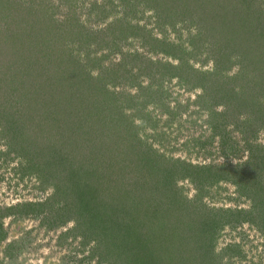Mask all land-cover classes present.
<instances>
[{
  "label": "rangeland",
  "instance_id": "obj_1",
  "mask_svg": "<svg viewBox=\"0 0 264 264\" xmlns=\"http://www.w3.org/2000/svg\"><path fill=\"white\" fill-rule=\"evenodd\" d=\"M0 264H264V0H0Z\"/></svg>",
  "mask_w": 264,
  "mask_h": 264
},
{
  "label": "trees",
  "instance_id": "obj_2",
  "mask_svg": "<svg viewBox=\"0 0 264 264\" xmlns=\"http://www.w3.org/2000/svg\"><path fill=\"white\" fill-rule=\"evenodd\" d=\"M258 76H261V75H258ZM210 88H211V86H210ZM214 97H215V100H217V99H219L222 103H225L223 100V98H221L220 97V95H214ZM218 103V102H217ZM38 109H40V107H38L37 108V110ZM27 111H28V109H27ZM30 112V111H29ZM35 114H37L36 113V111L34 110L33 111V113H32V115L31 116H33V115H35ZM28 127H30L31 129H32V131L34 130V133H35V135H34V139L37 141V143H42V145L44 146L45 145V147H46V149H45V147H44V152L48 155V157H47V155H46V157H44L45 159H46V163H45V166H44V170H46V169H49L48 167H50V165L49 164H52V162L54 161V159H55V155L57 156V158H58V160H61V158H66V156H65V154H66V149L64 148V147H62L61 149L62 150H57V148L59 147V146H61V143H63V141H62V137L60 136V135H56V139H57V141H54V142H52L51 140L50 141H48V142H46V143H44V141L42 140V138H40L39 136H37V131H41L40 130V128L38 127V123H37V121L36 120H32V122H30L29 123V125H28ZM64 140H65V138H64ZM70 141H72V139H70ZM68 144V146L70 147V142H68L67 143ZM43 146H40L41 147V149H42V147ZM74 146V145H73ZM72 146V149H73V151L74 152H76V149H75V146L73 147ZM90 152V150H88V153ZM69 153V155H70V153H72L71 151L70 152H68ZM78 154V153H77ZM68 168L69 167H67L65 170H64V172L65 173H63V175H65V174H67L68 173ZM52 170V169H51ZM63 170V169H62ZM102 170H103V173H105V168L103 169L102 168ZM153 172H155L156 171V169H154V170H152ZM98 176H99V178H100V180H98L97 182H94L93 181V179L91 178L90 179V181L92 182V183H94V184H89V185H85V186H87V187H91L92 188V190L90 191V190H87V189H85V186H84V189H82L81 191L85 194V198L83 199V202H82V205H83V209H86V210H89V209H91V208H93V206H94V208H98L99 210H103V211H106L108 208H107V205H106V210L104 209V203H103V201H102V206H100V203H101V199H98V198H96L95 196L96 195H100L99 194V190H98V188H97V186L95 185V183H100V182H102L103 181V177H102V173L101 174H98ZM64 177V176H63ZM112 177V176H111ZM66 178V176L63 178V180ZM79 178V177H78ZM48 180H50V179H48ZM77 182H78V184H79V179H77ZM131 182V179L129 178V177H127L126 175H124L123 177H122V182L120 183L121 185V189H122V187H125V189H127V191H125V190H123V192H125V193H128L129 194V196H124L126 199H128L127 201H125L124 203H125V206H127V205H129L130 207H132V208H137L138 206L140 207V202H139V200H138V197H134V195L137 193V190L135 189V188H130L129 186H130V183ZM138 183V182H137ZM109 186L111 187V185L109 184ZM61 188V187H60ZM120 189V190H121ZM137 189H139V188H137ZM119 190V191H120ZM86 192H91L92 194H93V196L92 195H89L88 193H86ZM59 193L61 194V190H59ZM141 196L142 197H144L143 196V193H141ZM147 196V195H146ZM160 196H164V197H166V194H164V193H162V194H160ZM113 212H114V209L112 210V209H109V210H107V213H105V215L104 216H107V217H109V219H113ZM133 212H135V211H133ZM243 214V213H242ZM245 219V218H244ZM107 220V219H106ZM248 220V222H252V220H250V219H247ZM242 220H239L238 222H241ZM101 240H103V239H101Z\"/></svg>",
  "mask_w": 264,
  "mask_h": 264
}]
</instances>
